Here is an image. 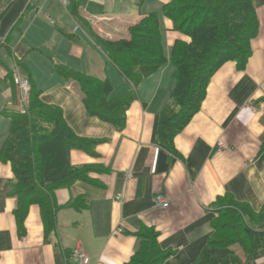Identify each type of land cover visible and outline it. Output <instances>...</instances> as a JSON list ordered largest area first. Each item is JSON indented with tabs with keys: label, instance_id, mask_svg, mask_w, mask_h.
Returning <instances> with one entry per match:
<instances>
[{
	"label": "crops",
	"instance_id": "0c3cea01",
	"mask_svg": "<svg viewBox=\"0 0 264 264\" xmlns=\"http://www.w3.org/2000/svg\"><path fill=\"white\" fill-rule=\"evenodd\" d=\"M170 1L70 0L73 15L72 7L59 0H13L3 13L0 52L6 51L12 66L1 54L0 84L9 78L5 77L8 71L11 79L26 72L40 89L43 103L61 108L78 136L98 143L93 155L81 149L69 152L71 164L90 165L94 170L88 174L90 181H77L55 191V227L47 235L36 204L28 207L24 233L19 234L16 198L9 193L14 175L11 165L0 161V264H76L75 249L87 255V264H125L139 246L136 232L142 226L154 228L159 247L173 252L163 264H191L213 233L211 221L216 217L218 199L231 196L256 212L263 206L264 0H253L258 30L250 41L251 53L244 68L229 61L212 74L200 109L174 137L172 154L153 142L155 118L175 85L171 46L182 37L170 30L171 22L163 15V6ZM157 9L162 16V25L158 19L167 61L133 85L109 61L95 38L130 40V30L138 25L137 14L145 17ZM56 12L60 26L55 29L61 33L63 46L48 56L52 73L60 76L54 66L63 65L108 78L111 97L134 91L122 129L89 116L75 82L56 80L41 86L38 74L26 63L30 50L48 42L50 27L44 25L47 20L55 24L50 13ZM75 17L78 22L71 27ZM16 59L22 65H16ZM42 63L49 68V61ZM1 93L4 104L0 111L13 100L18 110L16 86H5ZM6 135L0 133V148ZM156 193L169 198L166 208L154 205ZM71 201H78V207L66 205ZM246 264H264V257Z\"/></svg>",
	"mask_w": 264,
	"mask_h": 264
},
{
	"label": "trees",
	"instance_id": "16d2710c",
	"mask_svg": "<svg viewBox=\"0 0 264 264\" xmlns=\"http://www.w3.org/2000/svg\"><path fill=\"white\" fill-rule=\"evenodd\" d=\"M12 2L0 0V20ZM66 6L72 7L74 15L70 0ZM162 12L171 22L170 30L182 36L174 40L169 57L174 66L175 85L163 111L156 116L153 129V142L172 154L173 139L200 109L212 74L229 61L244 68L258 22L253 0H171ZM130 35V40L100 41L109 61L136 85L167 61L157 14L152 12L143 17ZM11 39L12 32L5 40ZM21 61L16 59V65H22ZM54 71L80 88L89 116L122 129L126 111L135 99L134 91L111 97L113 87L108 78L100 79L63 65H55ZM24 73L30 86L26 113L17 110L15 100L0 111L10 120L0 148V161L9 163L14 175L9 193L16 198L14 216L19 234L24 233L28 207L36 204L47 235L55 227L54 212L58 207L55 191L77 181H90L88 174L94 170L90 165L71 164L69 152L81 149L93 155L98 141L78 136L64 119L61 108L41 101L40 89ZM10 76L8 71L5 77ZM224 201L227 205H222ZM77 202L66 205L78 207ZM230 205L239 213L227 211L223 217L236 225H216L221 209ZM215 213L211 221L213 233L191 264H246L250 259L264 257V204L256 212L248 204L225 196L217 200ZM136 236L139 246L125 264H163L173 253L159 247L158 232L152 227H140Z\"/></svg>",
	"mask_w": 264,
	"mask_h": 264
},
{
	"label": "rangeland",
	"instance_id": "374dc122",
	"mask_svg": "<svg viewBox=\"0 0 264 264\" xmlns=\"http://www.w3.org/2000/svg\"><path fill=\"white\" fill-rule=\"evenodd\" d=\"M138 2H140V0H138ZM152 5H155V3L152 2ZM59 7V6H58ZM136 7L137 4H136ZM61 8V7H59ZM62 9V8H61ZM61 12L67 16L65 14V11L62 9ZM158 12V13H157ZM157 12H155L157 14V17L161 20V13H160V9H157ZM138 15V24L141 21V18H143L144 14H137ZM50 16L53 18V21H55V24H51L50 20H47V26L44 25L45 27H50V30L46 31V35L48 36V42L45 43L46 45H41L38 50L34 51V50H30V52L28 53V55L26 56V63L29 65L31 64V66L33 67V72L34 74H38V81L41 84V86H47L48 83L56 81V80H67L66 83H74V81L69 80V79H64L61 76H58L54 73H52L51 67H50V60H49V55L50 54H54V52L56 50H58L60 47L63 46L62 41L60 40L61 37V33H59L58 31H56L55 27L60 26V17H59V12L56 13H50ZM70 21V20H69ZM78 22V20L76 19V17L74 18L73 21H70L71 27H74L75 24ZM160 25H162V20L160 21ZM24 29V28H22ZM44 30V29H42ZM33 35L36 36L37 32L36 31H32L31 32ZM29 36V35H28ZM28 38V37H27ZM100 40H103L99 37L95 38V41L97 43V45H99L104 51L105 50V46L102 44V42ZM110 41V40H108ZM65 43V47L68 45L69 40L67 39ZM167 49V47L163 46V51H165ZM3 55V58H5L6 64L11 67V59L7 56L6 51L4 49L1 50L0 55ZM165 54V52H164ZM1 55V56H2ZM42 60H47L49 61V68H47V66L45 67V65L42 63ZM25 76V75H24ZM13 79V78H12ZM11 77H9L7 80H5L4 82H2L0 84V107L2 106V104H4L3 102V98H2V93L1 90L5 87V86H11L14 85L12 82ZM9 118L2 115L0 113V133H4L6 135L7 132V128H8V124H9ZM2 140V139H1ZM222 205H227L226 201H224V204ZM227 207V206H226ZM223 208L221 209V211L219 212V217L217 218V222L215 223L216 225H225V224H229L230 226H234L236 225L235 223H229L227 220H225V218L223 217L224 213H226L227 215V211H235L237 214L239 213L240 210L235 209L233 205L228 206L229 208ZM245 220H247V218L244 217ZM236 247V246H235ZM144 259V258H143Z\"/></svg>",
	"mask_w": 264,
	"mask_h": 264
},
{
	"label": "built area",
	"instance_id": "2783aa9c",
	"mask_svg": "<svg viewBox=\"0 0 264 264\" xmlns=\"http://www.w3.org/2000/svg\"><path fill=\"white\" fill-rule=\"evenodd\" d=\"M63 5L68 4V0H59ZM14 85L17 88L18 92V111L22 114L26 113L27 111V97L29 93V81L26 76L21 74H16L13 77ZM154 205L159 208H166L169 204V198L162 194V193H156L153 198ZM72 255L75 258L76 264H87V255L79 250L75 249L73 250Z\"/></svg>",
	"mask_w": 264,
	"mask_h": 264
}]
</instances>
